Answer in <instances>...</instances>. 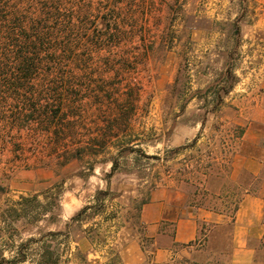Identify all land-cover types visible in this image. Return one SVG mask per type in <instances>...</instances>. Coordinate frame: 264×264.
I'll return each mask as SVG.
<instances>
[{"label":"rangeland","instance_id":"374dc122","mask_svg":"<svg viewBox=\"0 0 264 264\" xmlns=\"http://www.w3.org/2000/svg\"><path fill=\"white\" fill-rule=\"evenodd\" d=\"M27 36L39 44L21 49L38 61L28 82ZM65 87L77 95L62 100ZM211 152L230 167L201 184ZM186 164L195 183L177 180ZM157 188L226 211L169 264H232V212L264 195V0H0V264H121L133 244L153 257L141 211ZM100 191L104 207L67 230ZM247 242L264 264V220Z\"/></svg>","mask_w":264,"mask_h":264},{"label":"crops","instance_id":"0c3cea01","mask_svg":"<svg viewBox=\"0 0 264 264\" xmlns=\"http://www.w3.org/2000/svg\"><path fill=\"white\" fill-rule=\"evenodd\" d=\"M9 194V193H8ZM8 196V195H7ZM185 197L167 188H157L151 194L150 201L141 211L145 236L156 245L153 257H142L133 244L121 264H169L173 250L177 247H193L200 236V223L225 224V215L221 212L187 207ZM264 220V195L245 194L239 209L232 218L234 248L229 261L232 264H252L254 251L248 246V235L252 229ZM168 226L173 227L172 235ZM227 258L225 259V263Z\"/></svg>","mask_w":264,"mask_h":264},{"label":"trees","instance_id":"16d2710c","mask_svg":"<svg viewBox=\"0 0 264 264\" xmlns=\"http://www.w3.org/2000/svg\"><path fill=\"white\" fill-rule=\"evenodd\" d=\"M101 24L98 25V29H99L100 35H104L105 36V33H107L108 36H110L111 38H114L116 36L114 33H110V31H107L108 30L107 29L108 26L106 25V23H104L105 28L101 27ZM104 29H106V30H104ZM38 45L39 44L37 42H35V40H32L31 38H29V36H27V37H25V43H23V46H17V50H19L18 51L19 56L17 58V62H19V64L17 65V69L22 75V78H23L22 80H24L26 82H28L31 79L32 71H34L35 68L37 67L38 61H36L35 59H30V58L24 56L23 54L25 53V51L21 50V49H22V47H25L27 49L26 52H29L30 50H38ZM233 73H234L233 72V68L230 67L228 69V71H227V74L229 76H233ZM7 84L12 85L14 87V84L11 83V82L7 83ZM16 89L18 90L19 88L16 86L15 90ZM24 89H26V88L24 87ZM224 91L227 92V93L229 92L226 89ZM75 95H77V90H73L72 88L71 89H67L66 87L62 89V100L66 96H75ZM32 109H33L32 112H38L37 109H35V106H33ZM48 112H53V111L48 110V108H47L42 113L43 114L44 113L48 114ZM56 115H57V113H56ZM112 123H115V121H112L111 124ZM235 126L236 127L234 128V130H235L236 133L233 135V139H235V141H239L240 142L241 140L244 139V137L246 135V129L244 127H242V126H239V125H235ZM113 130H114V128L112 126L108 125L106 127V129H105L106 136H104V137L105 138L108 137L107 133L111 132ZM202 134H203V132H200L190 144H186L183 147H179V148H176V149H172V150L166 151V155H168V156L170 155L171 157L173 156V158H171V159L174 160L176 158L174 156H178L183 151H186L188 149H191V148L195 147V145L201 139ZM56 135L59 136V134H56ZM95 143H96V140H94L92 142V145H95ZM132 150H134V149H132ZM223 153H225V152H223ZM83 156H84V153H83V149H82V150L77 151L74 154L69 155L66 158V162H68V161H70L72 159H75V158H83ZM148 158L155 159V160H158V161H160L162 159L160 156H157V155H154V156H151V157H148ZM168 160H170L169 157L166 158V161H168ZM204 164H205V162L203 160H200L198 162L199 171H196V172H199L198 174L200 175V178H198V180L201 181V184L207 183L209 180H211L214 177H219L221 175L220 174L221 170H223V169L226 170L228 168V166L230 167V161H228V159L223 158L221 160L220 157L214 156L213 152H211L210 155L208 156V162L206 163V165H204ZM116 166H117L116 163H114L113 171L116 170ZM189 166H190V164H186L184 169H183V171L180 172V178L177 179L179 183H185V184L195 183L193 181V179H192L193 177L191 176L192 173L190 172V170H188ZM168 172H169V174L172 173L171 171H168ZM109 196H110L109 192L100 191L98 196L94 199V202H95L96 205H87V206H85L77 215H75L71 219V222L67 225V230H69L73 224H76V223L80 222L81 218L83 216L87 215V213L89 211L96 210L95 214L97 215L98 214L97 209H101V208L104 207V205H103L104 204L103 203L104 199L106 197L108 198ZM241 199L238 201V203L236 204V206H235V208H234V210L232 212L233 221H234V217H235V215H236V213H237V211L239 209V204H240ZM212 210H214L216 212L226 213L225 210L217 209L216 207L212 208ZM68 236H69V231L62 232V238L63 237L67 238ZM42 258H43V261L40 264H55L54 262L50 261V259H46L45 257H42Z\"/></svg>","mask_w":264,"mask_h":264}]
</instances>
